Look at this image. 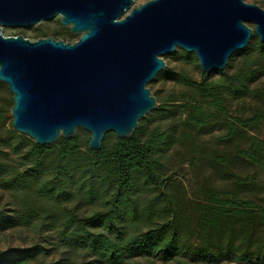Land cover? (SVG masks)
<instances>
[{
  "label": "trees",
  "instance_id": "obj_1",
  "mask_svg": "<svg viewBox=\"0 0 264 264\" xmlns=\"http://www.w3.org/2000/svg\"><path fill=\"white\" fill-rule=\"evenodd\" d=\"M47 36L35 30V39ZM180 55L194 60L192 54ZM262 76L264 43L254 35L214 77L201 73L193 80L165 65L154 82L172 81L184 89L187 100L175 104L171 95L162 101L155 97L156 109L138 121L129 137L110 141L107 133L96 152L88 149L89 138L82 142L78 133L70 140L60 137L48 146L31 143L22 150L24 136L12 130L2 135L1 113L0 190L15 194L20 206L10 213L0 210V230L37 222L45 232L54 231L63 248L83 250L106 264L150 255L164 262L181 257L190 264H264V207L238 195L244 180L235 178L229 190L201 188L193 213L186 214L165 190L162 177V158L178 141L195 148L198 135L220 122L227 132L215 140L217 145L231 146L236 158L263 166L264 142L255 137L241 140L243 132L264 121V86L252 87ZM245 98L262 110L244 119H227V104ZM229 161L227 155H216L211 164L227 173ZM155 188L165 191L154 193ZM68 200L94 209L78 217L61 207ZM44 252L37 245L0 250V264H24Z\"/></svg>",
  "mask_w": 264,
  "mask_h": 264
},
{
  "label": "water",
  "instance_id": "obj_2",
  "mask_svg": "<svg viewBox=\"0 0 264 264\" xmlns=\"http://www.w3.org/2000/svg\"><path fill=\"white\" fill-rule=\"evenodd\" d=\"M0 0V83L11 94V129L37 146L89 133L129 137L154 111L147 85L165 68L163 55L192 54L202 73L222 72L254 35L264 43V10L244 0ZM126 11L127 14L121 17ZM58 18L78 35L34 41L3 36Z\"/></svg>",
  "mask_w": 264,
  "mask_h": 264
},
{
  "label": "rangeland",
  "instance_id": "obj_3",
  "mask_svg": "<svg viewBox=\"0 0 264 264\" xmlns=\"http://www.w3.org/2000/svg\"><path fill=\"white\" fill-rule=\"evenodd\" d=\"M146 1L148 0H133L131 8ZM244 2L260 5L264 10V0H244ZM127 12L128 11H126L121 17L126 15ZM36 29H40L45 35H49L53 38L62 37L64 42L73 43L78 40V35L71 34L66 27L63 28L59 26L57 17L50 21H44L38 26H32L29 28H2V34L3 36H14L19 34L26 39L34 41L36 40L34 37ZM64 32H68V34L61 36ZM250 43L251 40L249 41V44ZM181 52L183 51L176 49L174 53L163 55L161 58L166 63L167 68L184 72L191 79L198 80L202 72L197 65L195 57L192 61L184 60L180 55ZM210 73L213 74L214 77L217 72ZM154 80L147 85V88L150 90L151 95L158 100L162 101L166 99L168 95H171L177 101L175 104L187 100L182 87L177 86L170 80L159 79L156 82H154ZM263 86L264 76L252 85V87L258 89ZM11 106V94L6 86L3 83H0V114L3 113L4 117L1 128L3 136H7L8 130H12L10 125ZM258 108H260L258 105L246 98L243 100L232 101L227 104V119H229V117L230 119L233 117L247 118ZM224 123L225 122H220L218 124L214 123L203 130L195 139V148H191L183 142L178 141L177 144L162 158V177L164 179L165 190L177 203L179 208L186 214L193 213L195 204L200 199L199 190L201 188H212L217 191L229 190L233 188L232 182L235 178L244 180L245 183L243 187L236 189L238 195L246 199L255 200L264 207V164L262 167H258L245 160L236 158L233 147L217 145L215 140L225 135L227 132ZM154 125L155 124L148 126V129H151ZM159 125L162 126V124ZM76 133L79 134L82 142L89 138V133L82 129H77ZM241 136V140L255 137L264 142V121L261 122L256 129L245 131ZM112 137H114V135L111 133V136L108 137L110 141L112 140ZM31 143H33V141L24 136V139L20 141V147L22 150H27ZM243 143L244 142L240 143V146L247 149V144ZM216 155L228 156L230 161L227 173H224L220 166L211 164V159ZM8 157L14 159V157H11L10 155ZM165 190L163 188H155L154 193L161 191L164 192ZM35 205L42 208L39 203H35ZM19 206L20 201L15 194L0 190V210L10 213L16 211ZM61 207L73 211L78 217L86 216L94 209L91 205L71 200L63 201ZM33 245L43 247L45 252L24 264H106L98 262L83 250L69 251L68 249L63 248L54 231L45 232L44 227H41L37 222H32L26 226H15L0 230L1 251H18ZM7 264L15 263L12 262ZM122 264L190 263H188L185 258L181 257L164 262L157 256L150 255L146 257H129ZM224 264L244 263H236L230 260Z\"/></svg>",
  "mask_w": 264,
  "mask_h": 264
}]
</instances>
